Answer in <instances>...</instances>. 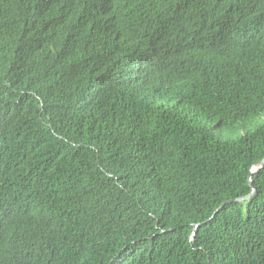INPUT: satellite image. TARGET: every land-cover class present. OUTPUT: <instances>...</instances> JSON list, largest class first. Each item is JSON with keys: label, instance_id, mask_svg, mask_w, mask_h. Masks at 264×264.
Segmentation results:
<instances>
[{"label": "trees", "instance_id": "16d2710c", "mask_svg": "<svg viewBox=\"0 0 264 264\" xmlns=\"http://www.w3.org/2000/svg\"><path fill=\"white\" fill-rule=\"evenodd\" d=\"M262 159L264 0H0V264H264Z\"/></svg>", "mask_w": 264, "mask_h": 264}, {"label": "water", "instance_id": "95a60500", "mask_svg": "<svg viewBox=\"0 0 264 264\" xmlns=\"http://www.w3.org/2000/svg\"><path fill=\"white\" fill-rule=\"evenodd\" d=\"M264 163V159L260 160L259 162H257L256 164H254L253 166H251L250 170H249V174H248V177H249V183L250 185H252V181H251V175L256 172ZM254 192V188L252 189V191L245 195L244 197H241V198H236L234 199L235 201L236 200H240V199H244V198H248L252 193Z\"/></svg>", "mask_w": 264, "mask_h": 264}, {"label": "rangeland", "instance_id": "374dc122", "mask_svg": "<svg viewBox=\"0 0 264 264\" xmlns=\"http://www.w3.org/2000/svg\"><path fill=\"white\" fill-rule=\"evenodd\" d=\"M238 132H240V131L234 129V130L228 131V133H226L225 135L234 136Z\"/></svg>", "mask_w": 264, "mask_h": 264}]
</instances>
